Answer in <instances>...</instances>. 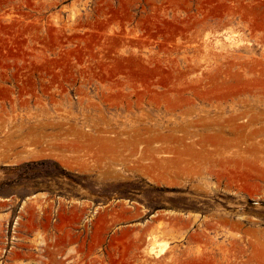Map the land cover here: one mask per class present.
Segmentation results:
<instances>
[{
	"label": "rangeland",
	"instance_id": "rangeland-1",
	"mask_svg": "<svg viewBox=\"0 0 264 264\" xmlns=\"http://www.w3.org/2000/svg\"><path fill=\"white\" fill-rule=\"evenodd\" d=\"M0 264H264V0H0Z\"/></svg>",
	"mask_w": 264,
	"mask_h": 264
},
{
	"label": "bare ground",
	"instance_id": "bare-ground-1",
	"mask_svg": "<svg viewBox=\"0 0 264 264\" xmlns=\"http://www.w3.org/2000/svg\"><path fill=\"white\" fill-rule=\"evenodd\" d=\"M35 141H36V140H35ZM33 142H34V141H33ZM41 144H42V142H41ZM30 150H31V149H30ZM26 153H27V152H26ZM32 153H33V152H32ZM48 153H49V152H48ZM27 155H28V154H27ZM30 155H31V154H30ZM30 155H29V156H30ZM23 157H24V156H23ZM27 157H28V156H27ZM40 157H41V156H40ZM24 158H25V157H24ZM30 158H31V157H30ZM33 159H35V158H34V155H33ZM36 159H38V158H36ZM21 160H25V159H21ZM30 160H31V159H30Z\"/></svg>",
	"mask_w": 264,
	"mask_h": 264
}]
</instances>
